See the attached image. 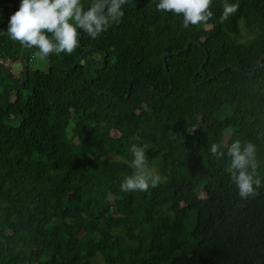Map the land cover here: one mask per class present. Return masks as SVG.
<instances>
[{
    "label": "trees",
    "instance_id": "trees-1",
    "mask_svg": "<svg viewBox=\"0 0 264 264\" xmlns=\"http://www.w3.org/2000/svg\"><path fill=\"white\" fill-rule=\"evenodd\" d=\"M228 2L227 21L212 0V18L185 29L158 0H129L120 23L80 30L41 70L6 33L20 0H0L14 81L33 51L23 86L0 70V264H264V187L240 199L230 158L210 152L254 143L264 183V0ZM133 144L162 177L144 192L120 191Z\"/></svg>",
    "mask_w": 264,
    "mask_h": 264
},
{
    "label": "clouds",
    "instance_id": "clouds-1",
    "mask_svg": "<svg viewBox=\"0 0 264 264\" xmlns=\"http://www.w3.org/2000/svg\"><path fill=\"white\" fill-rule=\"evenodd\" d=\"M128 3L129 0H91L85 9L81 0H20L18 10L10 16L6 33L12 41L36 49L38 56L47 57L53 53L70 55L79 46L80 30L91 39L99 38L121 22L125 15L123 6ZM211 4L212 0H158L156 7L158 11L182 16V26L187 29L212 18ZM238 8V4L223 0L221 22L227 21ZM144 148L136 144L131 146L134 171L121 181L120 191L144 192L162 182V177L151 172ZM210 152L218 158L225 154L230 158V182L240 199H255L260 195L259 190L264 183L258 174L261 161L257 158L254 143H242L240 140L227 145L214 143Z\"/></svg>",
    "mask_w": 264,
    "mask_h": 264
},
{
    "label": "rangeland",
    "instance_id": "rangeland-1",
    "mask_svg": "<svg viewBox=\"0 0 264 264\" xmlns=\"http://www.w3.org/2000/svg\"><path fill=\"white\" fill-rule=\"evenodd\" d=\"M252 35H253V33L249 32L245 28H243V36H242L243 40H248ZM30 65L33 69L46 70V68H47V62L45 61V58L38 56V55H36L33 59H31ZM11 69L14 72L16 77H20V75L23 71L22 62H19L17 64L12 65ZM150 170L154 175H160V173L157 169L151 168ZM97 262L99 264H102L101 257H98L96 263Z\"/></svg>",
    "mask_w": 264,
    "mask_h": 264
},
{
    "label": "water",
    "instance_id": "water-1",
    "mask_svg": "<svg viewBox=\"0 0 264 264\" xmlns=\"http://www.w3.org/2000/svg\"><path fill=\"white\" fill-rule=\"evenodd\" d=\"M190 44H191V42L189 43V45L184 49V51H187L188 50V48H189V46H190ZM31 52H33V51H30V52H28L27 53V55H26V60H25V72H24V74L22 75V77H21V81L20 82H17V81H14V79L13 78H11L10 76H9V74L5 71V69L0 65V70L4 73V74H6V76H8L15 84H17V85H19V86H23L25 83H26V81L28 80V66H29V61H30V54H31ZM179 54V53H178ZM45 58H47V57H45ZM166 58H167V55H165L164 56V59L166 60ZM82 59V56H81V58L79 59V60H77V62H76V64H75V66L79 63V61ZM48 62H50L49 60H48ZM97 63H100V61H96ZM90 63V61H87L86 62V67L88 68V64ZM74 66V67H75ZM165 68H166V71H167V73H169V71H168V69H167V66H165ZM89 80L91 81V78L89 77ZM92 82V81H91ZM131 90H132V84L130 85V87H129V94H128V98H129V96H130V92H131Z\"/></svg>",
    "mask_w": 264,
    "mask_h": 264
},
{
    "label": "flooded vegetation",
    "instance_id": "flooded-vegetation-1",
    "mask_svg": "<svg viewBox=\"0 0 264 264\" xmlns=\"http://www.w3.org/2000/svg\"><path fill=\"white\" fill-rule=\"evenodd\" d=\"M24 72H25V71H24ZM24 72H23V73H24ZM22 75H23V74H22ZM22 75H20V77H16V76H15V77H16V78H20V79H21V76H22Z\"/></svg>",
    "mask_w": 264,
    "mask_h": 264
}]
</instances>
